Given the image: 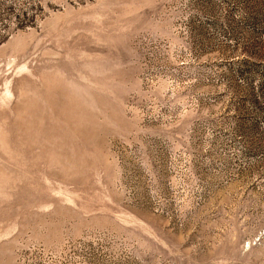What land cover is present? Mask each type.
I'll list each match as a JSON object with an SVG mask.
<instances>
[{
    "label": "rangeland",
    "instance_id": "obj_1",
    "mask_svg": "<svg viewBox=\"0 0 264 264\" xmlns=\"http://www.w3.org/2000/svg\"><path fill=\"white\" fill-rule=\"evenodd\" d=\"M0 264H264V0H0Z\"/></svg>",
    "mask_w": 264,
    "mask_h": 264
}]
</instances>
